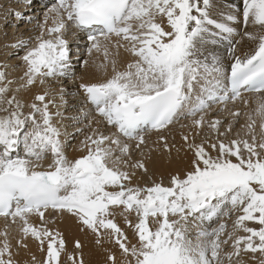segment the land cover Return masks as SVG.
Wrapping results in <instances>:
<instances>
[{
	"label": "snow or ice",
	"instance_id": "snow-or-ice-1",
	"mask_svg": "<svg viewBox=\"0 0 264 264\" xmlns=\"http://www.w3.org/2000/svg\"><path fill=\"white\" fill-rule=\"evenodd\" d=\"M8 15L32 24L35 35L2 46L23 51L24 71L14 79L16 66L0 60V264H19L15 257L29 240L41 251L46 244L43 264H61L66 241L47 227L54 223L46 217L50 211L73 217L98 246L107 235L121 264H246L249 253L264 264V0H53L36 21ZM69 37L84 44L90 59L74 55ZM242 39L255 47L240 55ZM122 54L131 57L123 67ZM74 61L104 77L81 82L79 90L112 131L89 120L91 133L76 149L85 154L69 159L72 134L54 122L63 119L66 89L58 91L59 104L50 90L32 102L20 97L37 84L75 80ZM246 94H254L255 107L243 113V135L228 139L242 115L229 105L248 108ZM213 108L231 119H208ZM89 115L82 112L77 122ZM181 119L190 121L195 135L207 127L215 139L197 144L189 142L192 132L183 135L190 170L170 175L167 186L134 185L137 171L147 174L148 168L143 160L133 162V150L143 151L148 133ZM159 142L171 152L166 137ZM9 224L19 233L15 253ZM68 260L83 264L82 252ZM107 260L116 264L115 254L109 251Z\"/></svg>",
	"mask_w": 264,
	"mask_h": 264
},
{
	"label": "bare ground",
	"instance_id": "bare-ground-1",
	"mask_svg": "<svg viewBox=\"0 0 264 264\" xmlns=\"http://www.w3.org/2000/svg\"><path fill=\"white\" fill-rule=\"evenodd\" d=\"M26 3L27 0H21L20 3H17L16 0H0V60H7L9 65L16 66V70L11 73V77L17 80L23 75L24 71L22 62L18 59V56L23 55V51L17 53L15 49L4 48L2 46L14 42L17 38L22 37L27 39L29 36L35 35V33L33 32L32 24L20 23L15 19V17L8 15V13H23L26 17L31 18L32 21H36L42 17L45 6L51 4L52 0H32L31 7H26ZM232 3L239 5L240 0H232ZM236 27L238 30H242L241 25H236ZM248 30L255 31L254 28H249ZM69 39L75 56H79L80 60L90 59L83 43L77 46L74 38L69 37ZM83 39L84 38L81 37V40ZM236 39L241 38L238 36ZM254 47L255 44L253 42L242 39L241 43L238 45V48L240 49L238 54L243 55L244 53H249L254 49ZM130 59L131 57L127 56L126 54H122V63L120 66L123 67V63ZM226 63H230V61L226 59ZM74 66L76 68L75 80L48 81L43 86L37 84L33 86L31 90L22 93L20 97L26 102H32L35 94H41L45 90H50L55 94L56 103L59 104L60 100L58 91L61 86L66 89L65 100L67 103L63 107L59 108V111L63 114V119L61 120L58 118L57 121L54 122L57 123L58 127L62 126L63 131L72 134L66 147V154L69 159H75L85 154L84 152L77 151L76 149L85 136L91 133V128L86 127V125L89 123V120L92 121V127L99 128L106 133L112 131V129H109L106 124L100 121V118L96 116L94 110L85 105V97L79 90V85L81 82H97L101 79H104V77L96 73L91 67L87 71L84 68L79 67V61H74ZM109 75H111V72H109ZM81 77H83V80L80 79ZM245 98L249 100L248 108H245L242 103L229 105V108L231 109L238 108L242 115L238 123L235 124L233 132L229 134L228 139L236 138L237 132L243 135V129L241 128V125L245 123V117L243 116V113L255 107V104L253 103L254 95H246ZM25 111L27 112L28 109H25ZM51 111L55 112L57 109L52 108ZM82 112H89L90 115L87 119H79V122H77L78 118L81 117ZM207 118H221L225 120L231 119L227 112H220L218 108H213ZM77 127L83 130L82 133L76 132ZM189 132H192L194 136V139H190L192 141L194 140V142L197 144L208 138L213 140L215 139L207 127L201 131L200 135H195L196 129L192 127L190 121L187 119H181L178 123L171 125L169 129L163 130L162 132L148 133L146 136L147 146L143 147V151L135 149L133 150V162L137 160H143L146 167L148 168V173L145 174L143 172L137 171V175L134 177L132 183L134 185L139 184L140 186H144L151 185L153 181H163V183L167 185L169 183L170 175L180 174L183 176L186 171L190 170V162L192 159L190 154L183 155L182 157L174 156L172 154L168 156L163 152V148L160 146L159 142V137L164 136L166 137L167 142L176 144L180 142V138L183 135H187ZM205 146L207 147V145ZM213 155H215V153H213ZM47 162L49 161H46V163ZM46 217L48 220L54 219V223H49L47 227L53 231H59L66 241L67 254H62L61 264H72V262L68 260V255H79L81 252L83 264H111V262L107 260L109 251L115 254L116 264H121L123 257L120 253V250L114 243L109 242V237L107 235L104 237V243L98 246L95 243V237L89 232L81 231L80 225L73 217L69 216L68 214L65 213L62 217H60L50 211L49 213H46ZM129 218L133 221L135 220L134 215ZM115 219L116 223L126 232L131 243L135 244L136 239L132 233V230L126 227L123 217L117 215ZM234 219L235 216L232 217L230 221L232 222ZM32 222L34 224L41 223L38 217H33ZM231 222L227 221L228 226L232 224ZM249 224L250 226L252 225L251 222H249ZM4 228L5 220L0 218V230H3ZM7 230L9 233V240L13 245V251L15 253L17 251L15 247L16 239L19 235L17 231V225L9 224ZM229 230H231V225ZM238 235H243V233H238ZM76 241L81 243L83 246L82 249L75 248ZM27 243L28 248L26 250L19 249V254L15 257L19 261V264H43V261L46 257V244L44 246L45 250L41 251L37 242L29 240ZM225 249L226 251H231L229 246H225ZM251 255L252 254L249 253L244 256L246 264H258V260L254 261L249 258ZM256 255L259 257V253ZM33 256L35 257V261L33 260Z\"/></svg>",
	"mask_w": 264,
	"mask_h": 264
},
{
	"label": "rangeland",
	"instance_id": "rangeland-1",
	"mask_svg": "<svg viewBox=\"0 0 264 264\" xmlns=\"http://www.w3.org/2000/svg\"><path fill=\"white\" fill-rule=\"evenodd\" d=\"M52 2H53V0H52ZM190 143H192V142H194V140L192 141L191 139H190V141H189ZM195 143V142H194ZM168 145L171 147V152L169 153V152H166V151H164V147H163V144L162 143H160V146L163 148V152L165 153V154H167L168 156L170 155V154H172V155H174V156H183V155H186V154H190L191 155V157H192V153H191V151H189L188 149H187V146L185 145V142H184V140L182 139V137L180 138V142H178V143H176V144H173L172 142H168ZM168 185V184H167ZM166 185V186H167ZM148 186H151V185H148ZM234 217V216H233ZM229 222H231L230 220H228ZM232 223V222H231ZM230 225H232V224H230ZM230 225H229V227H230ZM251 226H254V227H256L254 224H252ZM230 231V230H229Z\"/></svg>",
	"mask_w": 264,
	"mask_h": 264
}]
</instances>
